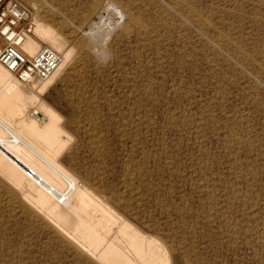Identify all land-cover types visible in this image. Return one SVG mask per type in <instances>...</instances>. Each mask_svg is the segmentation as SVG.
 <instances>
[{"label":"rangeland","instance_id":"374dc122","mask_svg":"<svg viewBox=\"0 0 264 264\" xmlns=\"http://www.w3.org/2000/svg\"><path fill=\"white\" fill-rule=\"evenodd\" d=\"M20 1L75 47L41 99L80 185L169 264H264V0ZM1 193L0 264H86Z\"/></svg>","mask_w":264,"mask_h":264},{"label":"bare ground","instance_id":"6f19581e","mask_svg":"<svg viewBox=\"0 0 264 264\" xmlns=\"http://www.w3.org/2000/svg\"><path fill=\"white\" fill-rule=\"evenodd\" d=\"M111 9L119 19L128 15L112 6ZM129 15L127 17L134 22ZM33 19V34L22 45L23 51L34 56L45 45L61 54L63 61L48 80L28 84L21 83L0 66L1 192H7L11 196L10 201L21 207L34 220L33 224L35 222L59 238L57 241L61 248H65L67 254L71 253L72 258L86 264H169V256L161 244L156 239L145 237L117 212V199L106 195L97 183L80 185L69 169V162L66 166L63 151L70 142V136L61 125V116L41 96L69 65L75 47L71 48L57 30L51 26L41 28L35 17ZM134 23H138L137 20ZM77 41L81 40L75 36L74 44ZM83 45L81 42L80 48ZM78 59L79 62L82 60ZM11 209L8 211L12 212ZM61 248L59 250L62 251Z\"/></svg>","mask_w":264,"mask_h":264},{"label":"built area","instance_id":"2783aa9c","mask_svg":"<svg viewBox=\"0 0 264 264\" xmlns=\"http://www.w3.org/2000/svg\"><path fill=\"white\" fill-rule=\"evenodd\" d=\"M34 30L32 11L20 0H0V66L24 84L48 80L61 66V54L42 45L27 55L22 45Z\"/></svg>","mask_w":264,"mask_h":264}]
</instances>
